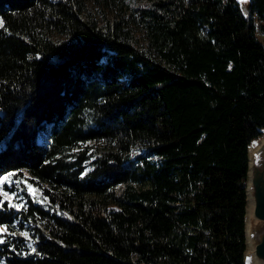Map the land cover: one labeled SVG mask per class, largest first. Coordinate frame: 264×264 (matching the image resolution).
Segmentation results:
<instances>
[{
	"label": "trees",
	"instance_id": "1",
	"mask_svg": "<svg viewBox=\"0 0 264 264\" xmlns=\"http://www.w3.org/2000/svg\"><path fill=\"white\" fill-rule=\"evenodd\" d=\"M97 1L0 0V261L245 264L264 0Z\"/></svg>",
	"mask_w": 264,
	"mask_h": 264
},
{
	"label": "rangeland",
	"instance_id": "2",
	"mask_svg": "<svg viewBox=\"0 0 264 264\" xmlns=\"http://www.w3.org/2000/svg\"><path fill=\"white\" fill-rule=\"evenodd\" d=\"M240 3V6L243 10L244 13H249V3L250 0H247V2H244V0H238ZM126 3L130 5L131 7H134L136 1L135 0H127ZM87 4L89 7V10L92 14V17L96 22L99 24H104L105 23V16L103 13V8L102 5L97 1V0H87ZM106 10V9H105ZM109 12V10H108ZM254 21L256 24V35L258 39L262 42H264V34L260 30V26L264 24L263 21H261L255 14H254ZM2 25V22L0 20V26ZM136 35L139 37L140 43L139 47L140 49H145L146 48V40L145 37L143 36L141 30L139 28H136L135 30ZM259 141L257 140L255 143H258ZM254 148V146H251ZM139 149L143 148L141 146L138 147ZM75 157H72L71 160H74ZM95 159V157H91L89 160L85 162V166L87 169H90L92 166V161ZM15 185V186H13ZM0 193L3 196V199L7 201L11 206L20 209L21 207L25 206L27 201V196L29 197L37 204L45 206L47 209L52 210V208L49 206L48 200L45 198L43 195L42 190L32 184L29 181L23 180L22 182L16 181L12 178L11 174H7L3 176L0 180ZM27 226V225H26ZM7 233H11L10 231L8 232V229L5 226L0 225V239L4 241L5 235ZM27 247L32 248L33 245L30 241L27 242ZM0 264H6L3 260L0 261Z\"/></svg>",
	"mask_w": 264,
	"mask_h": 264
},
{
	"label": "water",
	"instance_id": "3",
	"mask_svg": "<svg viewBox=\"0 0 264 264\" xmlns=\"http://www.w3.org/2000/svg\"><path fill=\"white\" fill-rule=\"evenodd\" d=\"M262 135L254 140L248 147L249 170L247 181L248 207L246 215V240L247 250L245 252V264H261L264 261V128L261 129ZM258 143H255L256 141ZM256 147L254 161L251 163L250 147ZM252 172V178L251 173ZM252 181L253 205L251 204L249 182ZM251 210V212H250ZM250 225V226H249ZM248 228L250 231L248 232ZM249 239L254 246V254L250 251Z\"/></svg>",
	"mask_w": 264,
	"mask_h": 264
},
{
	"label": "bare ground",
	"instance_id": "4",
	"mask_svg": "<svg viewBox=\"0 0 264 264\" xmlns=\"http://www.w3.org/2000/svg\"><path fill=\"white\" fill-rule=\"evenodd\" d=\"M256 154V147H250V156H251V163L254 161V158L253 157H255L254 155ZM251 173V178H252V172H250ZM251 188H252V181H251V179H250V182H249V189H250V198H251V204H250V206H252L253 205V202H254V199H253V194H252V191H251ZM250 212H251V210H250ZM250 226V225H249ZM250 231V228H248V232ZM249 246H250V251H249V255L250 254H254V246H255V244H251V242H250V239H249ZM260 261V263L261 264H264V261L263 260H259Z\"/></svg>",
	"mask_w": 264,
	"mask_h": 264
},
{
	"label": "snow or ice",
	"instance_id": "5",
	"mask_svg": "<svg viewBox=\"0 0 264 264\" xmlns=\"http://www.w3.org/2000/svg\"><path fill=\"white\" fill-rule=\"evenodd\" d=\"M244 2H247V0H244ZM4 241L2 239H0V243H3Z\"/></svg>",
	"mask_w": 264,
	"mask_h": 264
}]
</instances>
